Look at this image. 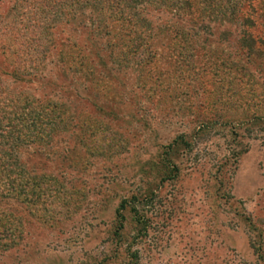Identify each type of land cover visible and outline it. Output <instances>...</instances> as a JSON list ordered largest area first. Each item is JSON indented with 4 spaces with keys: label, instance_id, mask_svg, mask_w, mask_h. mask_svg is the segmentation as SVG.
I'll use <instances>...</instances> for the list:
<instances>
[{
    "label": "rangeland",
    "instance_id": "obj_1",
    "mask_svg": "<svg viewBox=\"0 0 264 264\" xmlns=\"http://www.w3.org/2000/svg\"><path fill=\"white\" fill-rule=\"evenodd\" d=\"M198 2L211 35L151 34L150 64L134 52L105 73L90 57L93 75L63 65L59 19L21 87L61 119L22 156L44 196L17 212L0 264H264V0L249 24ZM165 11L162 31L186 23Z\"/></svg>",
    "mask_w": 264,
    "mask_h": 264
},
{
    "label": "trees",
    "instance_id": "obj_2",
    "mask_svg": "<svg viewBox=\"0 0 264 264\" xmlns=\"http://www.w3.org/2000/svg\"><path fill=\"white\" fill-rule=\"evenodd\" d=\"M256 1L220 0L219 4L222 11L229 10L230 15L235 14L234 17L243 24H249ZM9 3L8 7H2L0 0V242L3 241L1 237L12 241L16 235L17 212L31 213L38 197L44 196L45 181L31 167L24 165L22 156L29 147L46 138L61 119H55L53 113L57 109L56 103L46 99L45 105H41L21 87L30 84L48 61L47 52L54 48V28L60 18L64 19L65 29L58 32L72 33L65 34L62 40L65 46L63 65L70 69L88 62L83 70L89 75L94 74L90 57L105 73L111 71L114 57L126 58L134 52L145 54V65L150 64L157 55L150 43L151 34L166 36L164 38L169 42L181 39L183 35L194 38L211 35L194 19L201 14L198 0H10ZM165 10H168L169 18L186 23L176 26L178 21H175L162 31L168 19ZM199 16L206 18L205 14ZM78 27L79 36L83 35L81 40L75 29ZM104 34L118 39L114 51L108 53L112 45L107 49L102 43L100 37ZM122 38L126 41H121ZM181 41L184 44L185 39ZM104 58L110 68L102 64ZM180 58L186 60L187 55L182 54ZM199 124L202 126L203 122ZM119 207L124 208V204ZM117 216L121 218V215Z\"/></svg>",
    "mask_w": 264,
    "mask_h": 264
}]
</instances>
